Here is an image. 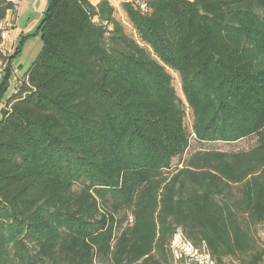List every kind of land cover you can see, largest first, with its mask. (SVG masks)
<instances>
[{"label": "trees", "instance_id": "trees-1", "mask_svg": "<svg viewBox=\"0 0 264 264\" xmlns=\"http://www.w3.org/2000/svg\"><path fill=\"white\" fill-rule=\"evenodd\" d=\"M120 4L135 34L110 0H48L1 109L0 264H172L177 227L216 264H264V0Z\"/></svg>", "mask_w": 264, "mask_h": 264}, {"label": "rangeland", "instance_id": "rangeland-1", "mask_svg": "<svg viewBox=\"0 0 264 264\" xmlns=\"http://www.w3.org/2000/svg\"><path fill=\"white\" fill-rule=\"evenodd\" d=\"M117 7L116 16L122 21L129 34L134 30L129 24L124 12L121 9L120 0H112ZM48 6V0H19L17 10L9 15V19L14 24L13 34H15L14 46L12 54L14 55L10 61V70L8 65L0 67V119L2 116L1 109L4 107L6 100L16 91L17 82L23 79L25 72L37 58L43 46L42 30L39 25ZM15 17V19H14ZM13 18V20H12ZM11 29V30H12ZM20 44V51H16V46ZM173 78V85L177 94L184 99L181 82L178 73L169 70ZM192 122L191 113L188 112L187 125ZM257 142L256 136L240 139L234 143L209 142L201 143L195 139L191 140V144L182 158L173 160V166L178 165L181 160L187 158L190 154L201 149H220L226 151L245 150L251 148ZM258 237L264 239V232L258 231Z\"/></svg>", "mask_w": 264, "mask_h": 264}, {"label": "built area", "instance_id": "built-area-1", "mask_svg": "<svg viewBox=\"0 0 264 264\" xmlns=\"http://www.w3.org/2000/svg\"><path fill=\"white\" fill-rule=\"evenodd\" d=\"M142 8H145L144 4L142 5ZM2 27H5L2 30L4 49L8 54H11L13 51L15 38L10 37L9 31L14 27V24H12L8 18ZM6 27L9 29H6ZM8 43H10L9 46ZM168 248L172 256V264H216V260L208 243L206 241L195 243L187 236L181 227H177L174 231ZM231 264L239 263L232 262Z\"/></svg>", "mask_w": 264, "mask_h": 264}, {"label": "crops", "instance_id": "crops-1", "mask_svg": "<svg viewBox=\"0 0 264 264\" xmlns=\"http://www.w3.org/2000/svg\"><path fill=\"white\" fill-rule=\"evenodd\" d=\"M93 3H97V2H99L100 0H91ZM111 2H112V0H110ZM8 18H9V15H8ZM14 19H15V17H14ZM10 20V19H9ZM12 20H13V18H12ZM13 31H14V29H12V30H10L9 31V35H10V37H15V34H13ZM9 37V38H10ZM10 45V43H8V46Z\"/></svg>", "mask_w": 264, "mask_h": 264}]
</instances>
